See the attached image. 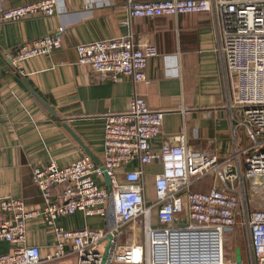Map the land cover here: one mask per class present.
I'll list each match as a JSON object with an SVG mask.
<instances>
[{
    "label": "built area",
    "instance_id": "obj_1",
    "mask_svg": "<svg viewBox=\"0 0 264 264\" xmlns=\"http://www.w3.org/2000/svg\"><path fill=\"white\" fill-rule=\"evenodd\" d=\"M123 5L132 16L147 18L212 13L223 67L231 77L227 105L237 126L244 127L247 143L234 144L221 157L195 151L182 131L176 143L154 148L152 141L162 129L165 111L136 94L126 110L106 114L101 162L85 154L64 166L54 159L33 166L32 180L42 198L37 207L28 208L22 198L12 195L0 197V239L16 244L0 252V264H100L108 243L105 264H264V207L250 206L254 195L264 194V0H123ZM56 6L57 0L0 6V28L8 21L52 15ZM66 29L67 24L61 23L50 34L19 43L13 63L60 47ZM77 51L78 62L90 66L99 80L127 74L147 81L149 60L159 54L155 43L136 44L132 34L81 42ZM134 160L162 165L154 177L151 200L142 166L125 169ZM104 170L111 177V188ZM206 175L214 177L211 186L194 189V183ZM76 211L108 217V224L68 229L57 222L61 215ZM240 213L246 226L247 259L237 261L234 252L227 260L224 233L237 225ZM36 215L44 217L56 236L54 251L45 257L40 245L27 243V219ZM141 218L142 237L124 243L128 225ZM173 248L176 254L191 248L197 258L214 256L215 261L174 262Z\"/></svg>",
    "mask_w": 264,
    "mask_h": 264
},
{
    "label": "crops",
    "instance_id": "obj_2",
    "mask_svg": "<svg viewBox=\"0 0 264 264\" xmlns=\"http://www.w3.org/2000/svg\"><path fill=\"white\" fill-rule=\"evenodd\" d=\"M25 1L29 0H0V6ZM56 7L52 15L24 17L0 28V197L12 195L22 198L28 208L37 207L42 198L32 180L33 166H45L52 159L64 166L85 154L101 162L106 114L126 110L136 94L165 111L162 129L152 141L154 148L176 143L182 131L195 151L221 157L234 144L247 143L244 127L237 126L227 105L231 77L223 67L212 13L136 17L123 0H57ZM61 23L67 29L60 47L13 63L19 43L50 34ZM129 34L136 44L158 46L159 54L149 60L147 81L127 74L117 80H99L90 66L78 62L79 43ZM237 112L234 109V116ZM139 166L144 170L147 200H151L154 177L162 165L134 160L125 169ZM53 190L57 193L59 188ZM57 222L68 229L103 227L108 217L76 211L61 215ZM142 233L139 223L129 224L123 242L137 240ZM233 242L235 257L240 246L241 256L247 259L246 235L244 247L240 238ZM27 243L40 245L43 257L54 251L56 236L42 215L27 219ZM15 246L0 239V252ZM225 256L227 260L234 257Z\"/></svg>",
    "mask_w": 264,
    "mask_h": 264
},
{
    "label": "rangeland",
    "instance_id": "obj_3",
    "mask_svg": "<svg viewBox=\"0 0 264 264\" xmlns=\"http://www.w3.org/2000/svg\"><path fill=\"white\" fill-rule=\"evenodd\" d=\"M214 177L211 175H206L199 180H197L193 188L196 190H206L208 189L213 181ZM149 195H151V192H148ZM264 194L259 195L256 194L253 196L254 199L252 201L250 200V206L252 208H261L264 207ZM182 215V214H181ZM241 213L237 216V225L235 224L234 228L228 229L224 233V238H223V252L224 253H231V256L234 255V238H240L241 240V245L244 247V235L246 234V226L244 223H242V217H240ZM181 219V218H180ZM142 218L139 221V227L142 226ZM125 237H123L122 240H124Z\"/></svg>",
    "mask_w": 264,
    "mask_h": 264
},
{
    "label": "water",
    "instance_id": "obj_4",
    "mask_svg": "<svg viewBox=\"0 0 264 264\" xmlns=\"http://www.w3.org/2000/svg\"><path fill=\"white\" fill-rule=\"evenodd\" d=\"M29 88L32 90V92L37 96L39 97L41 100H43L37 93L36 91H34V89L29 85ZM98 163L100 161H97ZM104 169V167H102ZM104 176H105V181H106V185L108 188H111V177L110 175L108 174V172L106 170H104ZM109 250H110V243H108L106 246H105V250L104 252L102 253V258H101V262L100 264H105L106 262V259L109 255ZM180 256V258H183V257H188V258H191V257H197V254L194 253V251L190 248V249H185V250H182L180 249L179 250V253H178ZM191 254H194V256H192ZM186 255H189V256H186ZM241 247L238 246L237 249H236V260L237 261H241ZM84 264H89V263H84Z\"/></svg>",
    "mask_w": 264,
    "mask_h": 264
},
{
    "label": "bare ground",
    "instance_id": "obj_5",
    "mask_svg": "<svg viewBox=\"0 0 264 264\" xmlns=\"http://www.w3.org/2000/svg\"><path fill=\"white\" fill-rule=\"evenodd\" d=\"M213 242H215L214 240H212ZM214 245H217V241H216V244H214ZM175 250V248H173V251H172V255H173V258H171L170 257V255H169V260H170V258L175 262V261H178V262H187V263H196V262H211V261H215V257L213 256V257H199V258H197V257H191V258H188V257H183V258H180L179 256V254H176L177 252H176V250ZM170 253H171V251H170ZM192 256H194V254H191ZM174 256H178V257H174ZM186 256H189V255H186ZM179 259H182V260H179Z\"/></svg>",
    "mask_w": 264,
    "mask_h": 264
}]
</instances>
